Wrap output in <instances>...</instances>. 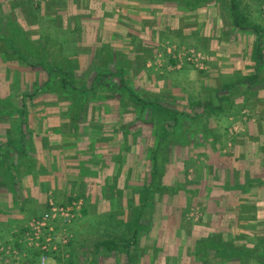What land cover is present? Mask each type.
<instances>
[{
    "label": "rangeland",
    "instance_id": "1",
    "mask_svg": "<svg viewBox=\"0 0 264 264\" xmlns=\"http://www.w3.org/2000/svg\"><path fill=\"white\" fill-rule=\"evenodd\" d=\"M186 1L0 0L4 21H17L32 40L57 42L86 88L95 78L93 64L102 69L107 51L119 54L114 64L123 73L96 79L101 91L87 99L92 112L83 115L113 119L114 112L99 107L120 104L125 125L138 117L146 142L138 146L140 155L146 148V158L159 156L142 165L146 171L158 164V181L139 177V192L126 193L127 203L115 198L106 202L107 210L89 207L75 232L68 231L71 239L54 256L56 264H264V0H206L203 7L210 10L199 15ZM233 19L242 28L234 35ZM189 50L204 58L203 69L182 56ZM60 78L50 77L55 85ZM47 81L49 71L35 61L27 66L0 56V108L70 106L46 91L33 99L18 95H31ZM123 83L189 118L164 138L159 119L146 113L139 118L137 101ZM207 104L224 110L212 113ZM58 114L74 119L70 112ZM233 202L247 211L232 212ZM137 220H150L148 229ZM119 237L130 244V257L92 255L97 241ZM248 250L262 255H244ZM12 258L0 253V264L16 263Z\"/></svg>",
    "mask_w": 264,
    "mask_h": 264
},
{
    "label": "crops",
    "instance_id": "2",
    "mask_svg": "<svg viewBox=\"0 0 264 264\" xmlns=\"http://www.w3.org/2000/svg\"><path fill=\"white\" fill-rule=\"evenodd\" d=\"M204 8L203 2L198 1V15L210 10ZM210 20L204 21L208 24ZM233 20L230 32L234 35L239 27L242 28L239 26L241 21ZM253 30L258 34L256 28ZM234 44L239 45V40ZM23 94L20 92L18 95L23 98ZM60 106L0 108V114L7 115L0 118V244L17 247L20 256L12 259L16 261L14 264H40L39 254L35 255V250L20 244L21 234L48 209L50 199L58 204H66L73 199L84 201L82 218L67 228L69 232H75L78 222L92 206L97 204L99 206L95 207L104 211L107 210L106 202L115 198L127 203L126 193L139 192L136 182L139 177L146 176V181L147 176L151 177L152 184H155L153 166L147 165V170L143 171L142 165L149 159L155 162L157 156L146 158V148L141 155L138 152V146L146 142L144 135L140 137V130H137L140 128L137 116L135 120L131 118L127 127L120 115L124 111L123 106L103 104L99 107L101 113L114 112L113 119H107L106 114L103 118L100 114L92 117L94 120L88 119L90 115L86 118L83 112H92V108L85 106L78 119L72 115L74 119L70 120V115L59 116L58 113H71V108ZM22 110L24 115L21 118L10 117L11 113ZM152 184L147 192H152ZM120 205L123 208V204ZM229 207L248 209L237 202ZM149 222L137 220L136 224L145 225L148 229ZM121 239L115 238L116 241Z\"/></svg>",
    "mask_w": 264,
    "mask_h": 264
},
{
    "label": "trees",
    "instance_id": "3",
    "mask_svg": "<svg viewBox=\"0 0 264 264\" xmlns=\"http://www.w3.org/2000/svg\"><path fill=\"white\" fill-rule=\"evenodd\" d=\"M18 1L21 2V0ZM148 1L172 2L175 0H148ZM198 1L199 3L202 4V2L206 0L204 1L188 0L186 1V7H188L189 9L198 8ZM231 1L232 3L234 2V0ZM13 4H15V2L11 3V5ZM235 17L237 18V15H235ZM21 40H23L22 42L23 44L21 43L18 47L17 46L15 47L14 44L16 43V41L21 42ZM1 44H2V46H0L1 57H4L5 59L16 60L19 63L27 66H31L33 61H35L45 71H49V81H47L43 87H40L36 91H34L31 95L26 93L25 95H23V97L33 99L38 95H40L41 93H43V91H46L50 94H55L60 100L70 104L69 107L71 108V113L76 117V119L80 117L81 110L85 106H87L86 104L87 99L88 98L91 99L97 96L101 91L99 90L100 88L96 85L95 82L96 79L101 77H108L112 74L123 73L121 66L117 64V68H116L114 64L115 57H119L120 55L114 53L112 50H109L107 51V53L103 55V59L105 60V65H103L102 69H104L105 72H102V69L98 67L99 63L98 64L94 63L93 67L96 70L95 78L90 83L89 88H86L84 84L78 83L80 81H78V79L76 78L74 71L68 68L69 67L68 63L65 61L64 58L61 57V51L58 48L59 46L57 42H55L54 40H50V38L47 37L39 38L38 40H32L28 38L27 34L22 30V28L20 27L17 21L11 19L4 21L3 16L0 15V45ZM52 54H54V56ZM55 73L60 75L61 77L57 85L52 84V81L50 79V77H52V75ZM122 85L124 89L125 88L128 89L129 96L133 98L135 101H137V105L139 107V113H138L139 117H141L143 113H146V115L149 114L150 117H156L157 119H159L158 124L162 125V126L160 125L161 127H159V130L160 132L161 131L163 132L164 138L168 134L166 130H168L170 127H173V129H176L178 133V128L184 126L183 121L189 118V116H187L184 113L169 111L168 109L165 110L164 108H160L161 104L159 103V101H156L152 97L145 99L143 98L145 97L144 95H142L140 92L135 91L132 87L128 88L127 86H125V83H123ZM208 106L210 107V111L212 113L215 112L216 109H218V111L224 110L223 106L214 108L213 105L207 104L206 107ZM157 113L161 115L165 114L166 117L165 116L161 117V115L157 116ZM169 116H171V119L169 118ZM161 120H163L164 123ZM155 166L156 167L154 169L155 171L154 181L156 183V181H158L159 178L158 167H157L158 164H155ZM92 251L94 254H98V252L101 251L108 253L122 252V253H126L130 257V244L126 243L125 239L123 238L120 241H116L115 239L101 240V241H97L94 244ZM35 255H38L37 252L35 253ZM234 255H240V252L234 253ZM244 255L258 256L260 254L256 250H248V252L245 253Z\"/></svg>",
    "mask_w": 264,
    "mask_h": 264
},
{
    "label": "built area",
    "instance_id": "4",
    "mask_svg": "<svg viewBox=\"0 0 264 264\" xmlns=\"http://www.w3.org/2000/svg\"><path fill=\"white\" fill-rule=\"evenodd\" d=\"M182 56L187 61L193 62L203 69L204 58L194 50L185 51ZM179 58L181 59V55H179ZM83 208L84 201L82 199H73L66 204H58L50 199L48 209L41 216L34 219L29 227L22 232L20 244L35 250L39 254L40 264H56L54 256L71 239L67 228L76 220L82 218ZM0 253L5 257H13L12 259H18L20 256L17 247L11 244H0Z\"/></svg>",
    "mask_w": 264,
    "mask_h": 264
}]
</instances>
